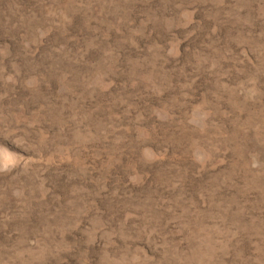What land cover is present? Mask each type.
<instances>
[{
    "label": "rangeland",
    "instance_id": "obj_1",
    "mask_svg": "<svg viewBox=\"0 0 264 264\" xmlns=\"http://www.w3.org/2000/svg\"><path fill=\"white\" fill-rule=\"evenodd\" d=\"M0 264H264V0H0Z\"/></svg>",
    "mask_w": 264,
    "mask_h": 264
}]
</instances>
